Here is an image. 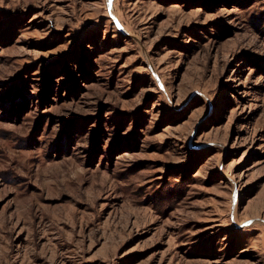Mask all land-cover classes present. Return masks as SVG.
<instances>
[{
	"label": "rangeland",
	"instance_id": "rangeland-1",
	"mask_svg": "<svg viewBox=\"0 0 264 264\" xmlns=\"http://www.w3.org/2000/svg\"><path fill=\"white\" fill-rule=\"evenodd\" d=\"M0 264H264V0H0Z\"/></svg>",
	"mask_w": 264,
	"mask_h": 264
}]
</instances>
